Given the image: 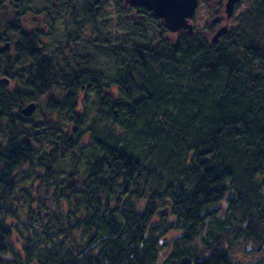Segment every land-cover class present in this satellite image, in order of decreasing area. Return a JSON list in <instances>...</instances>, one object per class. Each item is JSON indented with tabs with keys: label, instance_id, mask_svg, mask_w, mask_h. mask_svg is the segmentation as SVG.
I'll use <instances>...</instances> for the list:
<instances>
[{
	"label": "trees",
	"instance_id": "trees-1",
	"mask_svg": "<svg viewBox=\"0 0 264 264\" xmlns=\"http://www.w3.org/2000/svg\"><path fill=\"white\" fill-rule=\"evenodd\" d=\"M211 1L216 11L206 27L209 37L225 20V1ZM248 1L237 20L240 26L227 31L219 43L208 45L209 37L196 33L183 36L175 49L163 43L167 31L161 20L140 9L138 15L152 19L148 47L134 54L127 43L121 44L130 55L116 62V75L111 71L103 76V62L95 61L85 77L93 102L106 110H98V116L132 139L102 128L89 130L91 148L104 156L90 165L84 192L68 187L64 198L72 199L79 215L24 224L21 251L11 243L13 228L7 223V218L18 219L19 210L1 211L0 205V264H232L226 246L238 240L252 244L257 262L264 264V179L257 180L264 176V0ZM127 36L129 32L123 33L121 40ZM54 79L38 74L27 85L50 86ZM74 82L66 77L67 84ZM46 92L26 88L0 95V134L6 137L0 142V193L13 192L14 174L39 154L15 130L16 117L6 114L8 106L34 102ZM133 96H140L139 102ZM77 98L70 90L61 100L50 99L45 108L74 114ZM169 140L176 148L165 146ZM66 143L77 163L80 157L71 151L72 142ZM162 150L177 156L193 152L192 168L183 173L188 181L194 179L188 182V193L182 187L163 196L150 190L153 184L161 186L154 164L168 167L157 159ZM35 163L48 170L53 162L48 155ZM137 201H144L143 210ZM220 202L226 210L221 211ZM168 215L182 235L165 243L172 229ZM200 238L201 245L193 243ZM167 248L165 258L159 259Z\"/></svg>",
	"mask_w": 264,
	"mask_h": 264
},
{
	"label": "rangeland",
	"instance_id": "rangeland-1",
	"mask_svg": "<svg viewBox=\"0 0 264 264\" xmlns=\"http://www.w3.org/2000/svg\"><path fill=\"white\" fill-rule=\"evenodd\" d=\"M89 3L92 4L94 1L90 0ZM248 3V0H243L235 7L233 16L231 17L230 21L227 22L229 30H233L240 26L239 22L237 21L239 20L238 17L247 10ZM109 4L110 3H107L106 7H108ZM215 11L216 10L214 8L213 1H199V6L195 14V22L193 23L194 28L202 32L199 36L205 38L209 37L207 31L208 29L204 28V26L205 24H211L212 21H210V19H215V17H213ZM109 16L112 18L113 14H105L103 18H107ZM120 16H122L123 22L129 19V15L127 13L122 12ZM222 16L225 19L222 24L225 25L226 14L224 13V10ZM137 18L139 20L142 19L145 21V18L142 15H138ZM149 29L151 32L153 31L151 25L139 28V30L142 31L141 33L143 34L144 38H148L150 35ZM122 31L125 33L127 29L123 26ZM136 36V40H130L127 36V38L121 42L123 45L127 43L126 47L136 45L137 52L141 46L144 47V49L145 47H148L150 40L149 38L147 41H144V38L142 40L138 34ZM210 39L211 37H209V40H207L208 45H210ZM108 44H115V42H109ZM122 53L124 58H127L128 55H130L128 49L125 47L123 48ZM11 56L14 57V55L10 53V57ZM68 61L69 60L66 59L64 63L66 64ZM27 65L28 64L24 62L15 60L5 63L4 59L0 56V80L4 77L11 79V84L0 83V95H2L6 90L12 91L17 89H25V82L27 81L28 76L20 75L19 68L26 67ZM102 71H105L104 65L102 66ZM6 72L9 73L4 75ZM8 75L9 77H7ZM59 90L61 89H58L57 86H54L51 91L46 92L43 95H39L36 100H34L36 109L31 116H23L21 110L33 100L22 101L16 105L10 104L6 112L8 116L13 115L16 117L15 130L17 131L19 128L21 137L31 143L34 148L39 151L38 156L35 155L29 164L21 167L14 174L13 181L15 190L10 193H0V199H2L0 201L1 211L6 209H12L14 211L15 207L19 210L18 219L16 221L14 219L7 218V223L12 225L13 228L10 241L18 251L22 250L24 243L22 239L27 234L26 231L23 230L24 224L30 222L39 225L42 220L44 223L50 219L66 216L70 213L79 215V213L74 209L72 199L64 198L70 193L68 187L71 186L74 190H76V192H84L85 188L83 183L87 179L90 165L104 156L102 151L91 148L93 134L89 131L90 129L102 128L111 132L112 134L121 135L120 137L122 139H132L131 134H125V132L120 133L118 126L114 122H105L98 116V110H101L102 113L106 112V110L93 102L94 99L92 98L91 92H88V99L85 103L77 104L78 106L75 109L74 114L69 115L67 112H62L59 110L54 112L47 111L45 106L50 99L61 100L64 98L65 93ZM83 95V92L79 93V99ZM110 96L116 99L118 98V95L114 90L110 91ZM139 98L140 96L138 98L137 96H133L132 100L133 102H139ZM35 129H38L41 131V133L39 135H35ZM3 139H6V137L3 134H0L1 143H3ZM172 140L173 139L171 138V141ZM70 141L73 144L70 146V148L75 158L78 159L77 157H80V160L77 163H75L70 157L69 148H67L66 142ZM171 141L168 144H165V146L169 147V149L176 148H171ZM78 150H80L81 153H79ZM182 154L183 155L178 156L177 154L169 155V153L162 150L159 156H157L159 162H166L168 165V167H163L161 165L159 167L157 162V164H154L156 166L155 177H159L161 186L156 187L158 184H153L154 188H151L150 190H153L157 196H163L166 193L168 194L170 190H177L180 187H182L187 193L191 190L188 182L193 183L194 179L193 181H188L189 175L187 172L186 174L183 173L185 170L192 168V163L190 160L194 155L191 151H186L185 154ZM48 155L49 157H52V162L54 164L49 163L47 166L48 170L43 169V167L38 169L35 163L36 158L39 157V159H46V156ZM209 158H207V161H210L211 158ZM72 168H75V171L72 170ZM49 170L52 172V174L49 172ZM151 179L152 178H150V180ZM262 179H264V176L258 175L257 180L261 181ZM120 182L121 181L116 182V185H120ZM153 183H155V181ZM151 184L152 180L150 181V185ZM28 188L30 189L28 190ZM127 188H129V186ZM26 190L27 192L23 194ZM115 196L116 195L114 194L113 197ZM102 197L106 196L102 195ZM135 203L137 204V208H139V210H143L145 207L144 201H137ZM219 205L221 211L226 210L225 207L227 206L224 202H220ZM166 218V223L171 225L172 229L169 230L168 234L163 240L165 243H169L172 241V239L181 236L182 231H179L178 226L174 224V217L168 215ZM159 222V219L155 217L154 224ZM206 227L207 225H205L201 233V237L205 234V231H207ZM193 243L196 245H201V238L197 239L196 241L194 240ZM226 248L229 252V257L232 264H262L257 262L258 258H256L252 252V244H243L241 240H238L233 242V244L230 243V245L226 246ZM167 251L168 248L165 249V251H161L159 253V259H164Z\"/></svg>",
	"mask_w": 264,
	"mask_h": 264
},
{
	"label": "flooded vegetation",
	"instance_id": "flooded-vegetation-1",
	"mask_svg": "<svg viewBox=\"0 0 264 264\" xmlns=\"http://www.w3.org/2000/svg\"><path fill=\"white\" fill-rule=\"evenodd\" d=\"M89 1L0 0V49H3L0 56L5 63L15 60L28 64L26 67L19 68L22 76L29 78L38 74H46L55 78L50 86L46 84L41 86L40 83L37 86L27 85V79L26 88L51 91L54 86H57L61 89L59 91L64 93L75 90L78 96L83 92L84 95L80 99L78 97L75 103L76 105L85 103L89 89V83L85 77L88 76L91 63L103 62L105 71H100L103 76L104 73L111 71L116 75L120 70L116 62H119L123 55L121 47L123 26L127 29L126 33L130 34L129 39L136 40L138 27H147L152 24V19L139 20L138 12L143 8L130 6L126 4V0L123 2L121 0H93L92 4ZM107 3H110L108 7H106ZM122 12L129 15V19L124 22L120 16ZM147 12L151 17V12L148 10ZM110 13L113 14L112 18L110 16L103 18L105 14ZM194 22L195 17L191 23ZM206 26L207 24L204 28ZM222 26L223 24L220 27ZM165 30L167 32L163 43L166 46L170 45L173 49L179 46L183 36L188 35L185 31L171 33ZM196 33L199 36L202 32L194 28L193 35ZM219 41L212 43L210 39L212 44H217ZM109 42H115V44H108ZM130 50V53H137L136 45H132ZM10 53L14 57H10ZM66 59L69 61L65 64ZM79 74L84 77L82 81L77 78ZM66 77H74L75 82L72 85L67 84ZM7 79L11 84V79Z\"/></svg>",
	"mask_w": 264,
	"mask_h": 264
},
{
	"label": "water",
	"instance_id": "water-1",
	"mask_svg": "<svg viewBox=\"0 0 264 264\" xmlns=\"http://www.w3.org/2000/svg\"><path fill=\"white\" fill-rule=\"evenodd\" d=\"M199 1L200 0H126L125 2L135 8H143L150 11L156 18L162 20L165 29L169 32L178 33L180 31H185L191 36L194 32V26L191 21L195 17ZM241 1L243 0H225L224 13L226 14L227 22L230 21L235 7ZM227 31L228 24L226 23L212 36L211 42H218ZM1 51H3V49H0V52ZM0 83L9 84V79L3 78L0 80ZM35 109V102H31L21 110V113L23 116H31ZM34 134L39 135L40 131L36 129ZM159 214H163V212Z\"/></svg>",
	"mask_w": 264,
	"mask_h": 264
}]
</instances>
